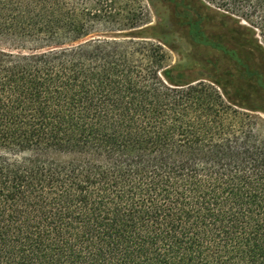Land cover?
Returning a JSON list of instances; mask_svg holds the SVG:
<instances>
[{
    "label": "trees",
    "instance_id": "16d2710c",
    "mask_svg": "<svg viewBox=\"0 0 264 264\" xmlns=\"http://www.w3.org/2000/svg\"><path fill=\"white\" fill-rule=\"evenodd\" d=\"M159 1L187 65L165 23L0 0V264H264V0Z\"/></svg>",
    "mask_w": 264,
    "mask_h": 264
},
{
    "label": "rangeland",
    "instance_id": "374dc122",
    "mask_svg": "<svg viewBox=\"0 0 264 264\" xmlns=\"http://www.w3.org/2000/svg\"><path fill=\"white\" fill-rule=\"evenodd\" d=\"M78 1V0H72ZM82 2L85 1L88 3V8L93 6L97 7L98 3H101V18L104 22L108 17L114 16L115 21L119 22V17L124 18L126 16H133L134 18L138 19L136 23V28H140V26L149 23L153 26L165 23V33L163 35V41L168 45H175L179 49L178 51L171 50L168 46H164L166 53L168 54V64H184L187 65L188 58L185 56L186 53L192 52V47H190L189 43L186 41L185 37H183L182 33L179 31L177 32L176 39H170L168 36L170 29H172V25L169 23V19L172 12V5L167 4L166 2H161L159 0H81ZM206 4H210L211 6H218L223 4L220 0H204ZM234 8V7H233ZM120 15V16H119ZM120 18V19H121ZM104 20V21H103ZM243 25L250 26V23L246 20H241ZM110 26L104 25H95L92 24L90 29L95 34H102L99 32H107ZM127 28V27H126ZM114 29H121L119 25H115ZM139 30V29H137ZM158 32V30H157ZM160 32V31H159ZM259 41L264 44V37L260 35L258 32Z\"/></svg>",
    "mask_w": 264,
    "mask_h": 264
}]
</instances>
